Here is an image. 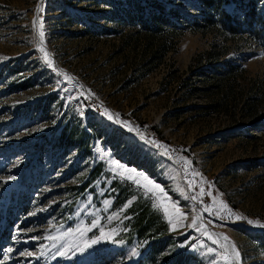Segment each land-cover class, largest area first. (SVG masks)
Listing matches in <instances>:
<instances>
[{"label":"rangeland","instance_id":"obj_1","mask_svg":"<svg viewBox=\"0 0 264 264\" xmlns=\"http://www.w3.org/2000/svg\"><path fill=\"white\" fill-rule=\"evenodd\" d=\"M159 1L185 21L149 62L141 25L120 21L129 0H0V264H223L205 229L264 264V39L201 32L190 18L213 9ZM234 3L221 7L243 21ZM212 43L220 60L203 54ZM225 62L239 66L227 80ZM113 161L164 188L186 217L175 230ZM213 197L233 215L204 212Z\"/></svg>","mask_w":264,"mask_h":264},{"label":"trees","instance_id":"obj_2","mask_svg":"<svg viewBox=\"0 0 264 264\" xmlns=\"http://www.w3.org/2000/svg\"><path fill=\"white\" fill-rule=\"evenodd\" d=\"M200 5L203 7L211 8L218 14L216 19H212L210 13L207 12L205 16H202V21L197 22L195 18H190V25L193 23L196 26H192V28L200 30L201 32H206V30H214V33H222L230 32L229 36H224L227 39H233L235 34L240 33L241 24L245 25V27L257 38L264 39V12L263 14L256 13L255 7L257 4L255 0H248L249 6L246 4L245 0H197ZM235 2L234 7L237 5L243 11L244 20H236L234 14L221 7L222 4L227 2ZM259 1V0H257ZM242 7V8H241ZM199 9H201L199 7ZM123 14L121 13V22L126 24L139 23L144 30L145 38L147 41L145 42V46L151 49L150 52V61L152 62L156 60H160V58L169 50L170 46H172L177 38V36L182 33L183 25L179 22V18H183V14H176L177 11L175 7H164L159 0H153L150 3V0H129L127 7H122ZM141 13V14H140ZM144 18H142V15ZM214 14V13H212ZM148 21V22H147ZM210 22V24H209ZM219 27H223L219 29ZM188 25V23L186 24ZM240 35V34H239ZM212 49L206 50L203 54L208 61H217L221 59V56L226 54V49L216 50L214 47V43H212ZM148 59V60H149ZM147 60V61H148ZM225 68L222 76H225L224 79L230 78V74H233L235 70L238 69L237 64H231L229 62H225ZM232 76L231 78H233ZM102 163L99 162L95 167V173L101 168ZM142 220H144V212L141 213L139 217L138 224H142ZM150 220H148V224ZM167 227L166 223L160 224V228L165 230ZM145 228H148L145 225ZM159 230V227L155 229ZM161 231L156 232V234H161Z\"/></svg>","mask_w":264,"mask_h":264},{"label":"snow or ice","instance_id":"obj_3","mask_svg":"<svg viewBox=\"0 0 264 264\" xmlns=\"http://www.w3.org/2000/svg\"><path fill=\"white\" fill-rule=\"evenodd\" d=\"M42 29H43V25L41 23L39 25V30H38V38L41 45L39 47V51L43 54L42 59L46 62L47 66L53 68V70L56 71L53 60L50 58V54L42 46L44 42V32ZM58 74L66 75L65 73H58ZM69 79H71V77H69ZM105 115H107L109 120L113 119L112 114H109L106 109H105ZM117 122H118V118H117ZM112 163L115 165L111 169L113 173H116L121 178H125L124 173H128L126 179L134 180L136 185L144 190V194L146 196H149V198H155V200L158 201V203L153 204V207L161 208L163 210V213L168 218L169 223L171 224L173 230L176 229L178 223H180L183 219L186 218L179 209V207L175 203L170 202L169 198L167 197V194L165 193L164 188H162L158 183H155L153 180L149 179L147 175H144L141 172H136V170L134 169L125 168L124 165L119 164L115 161H113ZM186 163H190V162H186ZM118 169L120 170L119 172L117 171ZM189 186L190 187L192 186L191 182L189 183ZM205 194L211 196V192L205 193L204 188L201 186L199 196L202 197ZM191 199L197 200L198 197L193 195ZM203 211L209 213L210 215L214 213L218 218H221L222 216L225 215L229 217L233 215L231 210L228 209L227 205L224 204L222 201H217L215 197H213V203L211 205L205 206L203 208ZM240 218L241 217L239 216L236 217V219H240ZM198 219H200V217L194 218L191 226L197 227ZM248 222L253 223V221L251 220H249ZM96 226L97 224L96 222H94L93 227ZM260 226H264V225H260ZM199 227L203 228L204 226L200 225ZM83 234L84 232L82 231L81 235L83 236ZM101 234L103 235V230H101ZM203 234L208 236L209 239H212L213 243L217 244L218 247L223 250L222 252L219 253L220 261H223V264H240V253L236 249L235 245H232L229 242L227 236H221L219 239H216L214 238L215 234L207 232L206 229ZM65 235H68V233H65ZM46 238L54 242L53 243L54 247L56 246L55 241L60 239V237L57 236H48ZM98 242H99L98 240H92L90 243H86L85 247H90L91 244H95ZM79 250L83 251L84 248H80ZM9 251H11V249H9ZM210 251H214V250H210ZM65 254L66 253L63 251L60 252V255H65ZM132 254L135 255L136 253L133 252ZM27 255L31 256L32 253H27ZM41 255H44V253L41 252ZM213 264H218V262L214 261Z\"/></svg>","mask_w":264,"mask_h":264},{"label":"bare ground","instance_id":"obj_4","mask_svg":"<svg viewBox=\"0 0 264 264\" xmlns=\"http://www.w3.org/2000/svg\"><path fill=\"white\" fill-rule=\"evenodd\" d=\"M220 236V234H218Z\"/></svg>","mask_w":264,"mask_h":264},{"label":"crops","instance_id":"obj_5","mask_svg":"<svg viewBox=\"0 0 264 264\" xmlns=\"http://www.w3.org/2000/svg\"><path fill=\"white\" fill-rule=\"evenodd\" d=\"M168 226V225H167Z\"/></svg>","mask_w":264,"mask_h":264}]
</instances>
